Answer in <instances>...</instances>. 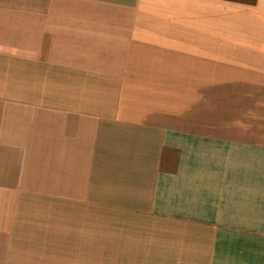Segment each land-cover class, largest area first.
I'll list each match as a JSON object with an SVG mask.
<instances>
[{
	"label": "crops",
	"instance_id": "0c3cea01",
	"mask_svg": "<svg viewBox=\"0 0 264 264\" xmlns=\"http://www.w3.org/2000/svg\"><path fill=\"white\" fill-rule=\"evenodd\" d=\"M0 264H264V0H0Z\"/></svg>",
	"mask_w": 264,
	"mask_h": 264
}]
</instances>
